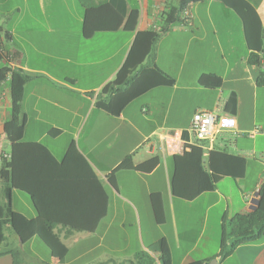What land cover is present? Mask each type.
Wrapping results in <instances>:
<instances>
[{
	"label": "crops",
	"instance_id": "obj_1",
	"mask_svg": "<svg viewBox=\"0 0 264 264\" xmlns=\"http://www.w3.org/2000/svg\"><path fill=\"white\" fill-rule=\"evenodd\" d=\"M118 1L124 22L130 10H139L135 31L121 27L85 38V9L79 0H0L4 50L12 56L15 70L27 76L22 141L42 144L55 159L37 148H19L17 179L44 196L51 218L62 222L56 232L68 249L60 261L39 237L24 243L8 225L0 243V264H137L140 254L142 264H159L156 245L162 239L168 243L172 264H264V240L221 257L231 220L255 210L264 185V84L259 83L264 62L249 65L251 52L241 18L221 1L203 0L193 3L190 20L167 27L165 16L182 0ZM246 1L264 30V0ZM140 31H156L160 38L134 74L156 66L176 82L149 89L120 115H112L97 103L107 98L103 89L124 66ZM0 66H8L3 56ZM204 74L221 77L222 86H200ZM10 83H0V168L12 155V143L4 133L12 115ZM231 94L237 98L234 115L226 111ZM202 111L219 117V133L212 143L197 141L190 133L194 115ZM55 130L58 135H51ZM72 143L78 154L64 163ZM192 147L202 150V164L198 156L181 164L179 181L186 191L205 182L203 172L211 173L212 151L245 159V176H223L213 191L193 200L173 195L174 156ZM129 155L136 165L153 157L160 164L149 174L115 171ZM153 194L160 195L161 224L154 214ZM2 197L0 189V201ZM105 207L106 215L99 219ZM12 208L29 219L38 216L31 195L20 189L12 191ZM198 213L205 227L211 223L202 242L191 230ZM129 217L136 224L133 231ZM94 227L93 232L72 231Z\"/></svg>",
	"mask_w": 264,
	"mask_h": 264
},
{
	"label": "trees",
	"instance_id": "obj_2",
	"mask_svg": "<svg viewBox=\"0 0 264 264\" xmlns=\"http://www.w3.org/2000/svg\"><path fill=\"white\" fill-rule=\"evenodd\" d=\"M84 6V26L83 35L85 38L92 37L97 32H114L121 27L126 31H135L140 12L138 9L130 10L124 15L118 10V0H110L108 2L93 4V0H79ZM203 0H182L177 10L168 13L165 16L167 27H170L181 20V13L188 3H197ZM229 8L233 9L241 18L247 47L251 54L248 63L251 66H261L264 62V30L261 21L255 9L246 0H218ZM167 29H164L166 31ZM160 38V33L156 31H140L137 33L128 58L118 72L114 81L106 85L103 93L106 99L100 100L97 105L112 115H120L124 108L139 95L145 93L149 89L157 86H173L175 79L156 66L144 67L139 72H134L138 67L144 64V61L150 56ZM7 69L0 70V83L5 80ZM27 76L21 71L15 70L11 79V100L12 111L11 118L4 125V133L12 143L11 160L2 161L0 168V189L3 192L0 201V243L5 239V228L10 226L17 234L22 242H27L33 237H39L50 249L53 257L63 261L68 253L67 247L62 242L60 236L56 232V228L60 225V221L53 220L49 214V206L45 203V198L32 188L22 184L16 175V159L19 148H37L41 153L50 160L55 161L50 151L39 143H24L23 135L25 130V117L22 115L21 102L24 96V87ZM198 83L206 88H220L222 86L221 77L214 74H204L200 76ZM259 83L264 84V73L259 78ZM237 110V98L235 94H231L226 103V111L232 115ZM58 131H51V135H58ZM198 152V155H196ZM73 154H78L77 148L72 143L67 151L64 163L69 160ZM203 152L201 149L192 147L190 152L184 155H175L176 172L172 179L173 195L185 199L193 200L200 193L205 191H213L216 188V182L223 176L234 179L243 178L246 174V160L230 155L225 152L212 151L209 159V170L211 173L203 172L205 182L192 191H186L179 181V170L181 164L188 159L198 156V162L202 164ZM160 164L158 157H153L141 164L133 162L132 155L127 156L115 171H136L143 174L153 172ZM202 167V166H201ZM202 169V168H201ZM112 182V177H110ZM20 189L28 192L38 212L35 219H29L13 210L12 208V191ZM106 195V194H105ZM106 197V196H105ZM258 205L254 211L247 215H235L230 223V230L226 234L231 239L229 248L221 253V257L226 258L234 253V251L247 244H256L264 240V185L259 191ZM106 199V198H105ZM152 206L156 221L161 224L164 221L163 208L160 203V195L153 194L151 196ZM107 208L100 214L99 219L106 215ZM96 227L84 230L83 228H72V231H89L93 232ZM156 252L159 254V264H172L170 250L165 239L157 242ZM144 254H140L137 258V264H142ZM189 264H208V262H192Z\"/></svg>",
	"mask_w": 264,
	"mask_h": 264
},
{
	"label": "built area",
	"instance_id": "obj_3",
	"mask_svg": "<svg viewBox=\"0 0 264 264\" xmlns=\"http://www.w3.org/2000/svg\"><path fill=\"white\" fill-rule=\"evenodd\" d=\"M193 3H188L182 13L181 20L188 21L192 18L191 7ZM3 56L8 62L7 68H2L0 70L7 69V75L4 81H11L13 72L15 71V65L12 61V56L5 52L2 39L0 37V57ZM3 81V82H4ZM190 133L194 136L197 141H208L212 143L219 133V117L216 113L202 111L194 115L191 126ZM10 159V156H6Z\"/></svg>",
	"mask_w": 264,
	"mask_h": 264
},
{
	"label": "rangeland",
	"instance_id": "obj_4",
	"mask_svg": "<svg viewBox=\"0 0 264 264\" xmlns=\"http://www.w3.org/2000/svg\"><path fill=\"white\" fill-rule=\"evenodd\" d=\"M200 217H201L200 213L193 215V218L191 221V230L193 232L195 239L199 240V242H202L203 239L207 236V233L209 232V229L211 227V223L205 227L204 223H202V221H200ZM128 221L132 225L131 231H133L134 228L136 227L134 219L132 217L131 218L129 217ZM230 242H231V239L229 238V240L227 242V246L225 247L226 249L229 248L228 246H229Z\"/></svg>",
	"mask_w": 264,
	"mask_h": 264
},
{
	"label": "water",
	"instance_id": "obj_5",
	"mask_svg": "<svg viewBox=\"0 0 264 264\" xmlns=\"http://www.w3.org/2000/svg\"><path fill=\"white\" fill-rule=\"evenodd\" d=\"M256 204L258 205V202H256ZM210 264H218V262L216 260H214Z\"/></svg>",
	"mask_w": 264,
	"mask_h": 264
}]
</instances>
